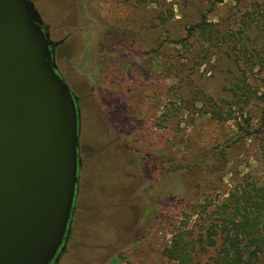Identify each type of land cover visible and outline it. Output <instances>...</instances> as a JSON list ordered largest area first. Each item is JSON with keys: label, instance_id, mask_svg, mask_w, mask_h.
<instances>
[{"label": "rangeland", "instance_id": "1", "mask_svg": "<svg viewBox=\"0 0 264 264\" xmlns=\"http://www.w3.org/2000/svg\"><path fill=\"white\" fill-rule=\"evenodd\" d=\"M29 1L64 41L55 61L85 113L62 264H170L179 230L196 237L204 207L245 175L264 176L261 134L238 128L264 120V0ZM203 20L218 40L189 36ZM238 84L260 97L243 114L245 91H229Z\"/></svg>", "mask_w": 264, "mask_h": 264}, {"label": "water", "instance_id": "2", "mask_svg": "<svg viewBox=\"0 0 264 264\" xmlns=\"http://www.w3.org/2000/svg\"><path fill=\"white\" fill-rule=\"evenodd\" d=\"M29 0H0V264H58L79 191L77 98Z\"/></svg>", "mask_w": 264, "mask_h": 264}, {"label": "trees", "instance_id": "3", "mask_svg": "<svg viewBox=\"0 0 264 264\" xmlns=\"http://www.w3.org/2000/svg\"><path fill=\"white\" fill-rule=\"evenodd\" d=\"M43 28L49 33L47 27L43 25ZM217 29L218 26L203 20L189 29V36L200 35L205 41L214 42L218 40L219 36ZM180 42L181 40L175 41V44H180ZM64 79L66 80V78ZM67 85L70 87L68 82ZM229 91L233 92V97L236 99L241 92L245 91L243 95L245 100H239L241 114L255 98L260 99L259 92L252 91L248 85H234ZM248 91H250L249 95ZM261 100L264 101V94H262ZM80 113L82 119L85 113H82L81 108ZM248 114L252 117L251 112ZM253 123L252 120H248L244 125H238L240 132L245 134L246 138L251 137L252 134L255 136L257 134L264 135V120L256 122L255 132L251 131L255 127ZM261 136L256 137L258 140L256 142L258 152L264 154V138ZM78 184L77 205L81 197L82 178L79 179ZM210 207V205L204 207L205 216L208 218L200 220V231L196 237L193 235V231H191L192 233H183L180 230L173 236L171 244L164 251L168 262L170 264H260L264 259V176L245 175L237 181L227 199L215 206L212 211ZM72 235L73 232L70 230L69 241ZM69 251L67 245L58 264H62ZM210 251L216 252V256L204 263L202 254Z\"/></svg>", "mask_w": 264, "mask_h": 264}, {"label": "flooded vegetation", "instance_id": "4", "mask_svg": "<svg viewBox=\"0 0 264 264\" xmlns=\"http://www.w3.org/2000/svg\"><path fill=\"white\" fill-rule=\"evenodd\" d=\"M63 43H64V42H63ZM58 47H59V46H58ZM58 47H57V48H58ZM57 48H56V49H57ZM56 49H55V56H54L55 59H56ZM75 97H76V96H75ZM76 98H77V97H76ZM77 104H78V107H79V101H78V98H77Z\"/></svg>", "mask_w": 264, "mask_h": 264}]
</instances>
